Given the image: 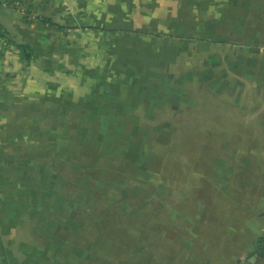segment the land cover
Listing matches in <instances>:
<instances>
[{
  "label": "rangeland",
  "instance_id": "374dc122",
  "mask_svg": "<svg viewBox=\"0 0 264 264\" xmlns=\"http://www.w3.org/2000/svg\"><path fill=\"white\" fill-rule=\"evenodd\" d=\"M214 1L188 5L195 21L178 6L174 31L208 44L181 53L180 116L165 107L126 133L107 118L55 117L141 101L109 48L20 71L13 101L35 117H0L22 129L0 147V264H264L263 244L241 257L264 220L239 203V0Z\"/></svg>",
  "mask_w": 264,
  "mask_h": 264
},
{
  "label": "crops",
  "instance_id": "0c3cea01",
  "mask_svg": "<svg viewBox=\"0 0 264 264\" xmlns=\"http://www.w3.org/2000/svg\"><path fill=\"white\" fill-rule=\"evenodd\" d=\"M15 1L24 9L23 13L5 6ZM199 1L1 0L0 117L21 115L18 110H28L29 114L25 115L35 117L31 108L24 104L19 107L13 101L16 94L13 86L20 71L25 76L26 69L34 70L36 64L42 70L47 69L56 64L57 55L80 48H109L115 64L127 69L123 74L131 81L129 85L139 84L144 95L136 103L119 97L97 100V107L70 108L68 114L57 112L55 117L74 113L79 117L107 118L112 129L125 126L119 131L126 133L134 131L133 125L139 127V123L133 124L136 118L161 116L165 107L172 110V115L180 116V101L188 100L180 98V86L188 79L178 71L184 62L181 53L208 48V44H196L195 33L183 38L175 32L184 25L185 19L176 14L180 10L190 12L189 21H195L192 15L197 9H189L188 5H204L202 2L206 0ZM213 10L219 9L213 7ZM29 14L37 15L38 19ZM113 81L120 79L115 77ZM236 101H239V173L244 174L240 177L239 203L264 220V191L261 192L264 190V0H239V97ZM30 125L35 128L40 124ZM1 128L0 147L9 141V135L12 143H19L16 135L22 130L19 126L13 125L11 132ZM261 245V236L256 237L254 252L241 257L255 256Z\"/></svg>",
  "mask_w": 264,
  "mask_h": 264
},
{
  "label": "built area",
  "instance_id": "2783aa9c",
  "mask_svg": "<svg viewBox=\"0 0 264 264\" xmlns=\"http://www.w3.org/2000/svg\"><path fill=\"white\" fill-rule=\"evenodd\" d=\"M5 6L15 8L22 13L24 12V10L20 8L19 2L17 1L9 3V4H5ZM0 34H1V30H0ZM261 241H262V244L264 245V239H262Z\"/></svg>",
  "mask_w": 264,
  "mask_h": 264
},
{
  "label": "trees",
  "instance_id": "16d2710c",
  "mask_svg": "<svg viewBox=\"0 0 264 264\" xmlns=\"http://www.w3.org/2000/svg\"><path fill=\"white\" fill-rule=\"evenodd\" d=\"M0 4H1V0H0ZM261 240H262V238H261Z\"/></svg>",
  "mask_w": 264,
  "mask_h": 264
},
{
  "label": "water",
  "instance_id": "95a60500",
  "mask_svg": "<svg viewBox=\"0 0 264 264\" xmlns=\"http://www.w3.org/2000/svg\"><path fill=\"white\" fill-rule=\"evenodd\" d=\"M262 253H260V255H261Z\"/></svg>",
  "mask_w": 264,
  "mask_h": 264
}]
</instances>
